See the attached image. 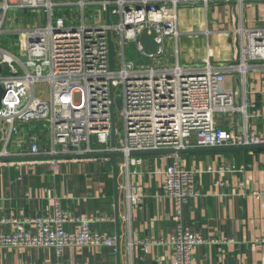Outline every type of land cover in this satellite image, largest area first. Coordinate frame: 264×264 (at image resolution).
I'll use <instances>...</instances> for the list:
<instances>
[{"label": "built area", "instance_id": "built-area-1", "mask_svg": "<svg viewBox=\"0 0 264 264\" xmlns=\"http://www.w3.org/2000/svg\"><path fill=\"white\" fill-rule=\"evenodd\" d=\"M233 1L242 6L246 0H80L76 4L0 0V40L7 34L5 20L11 11H41L48 19L43 27L13 33L20 36L18 54L0 45V86L6 91L0 108V166L23 164L11 161L15 158L38 157L39 161L31 163L59 170L64 164L90 159L87 156L122 153L121 169L133 166L134 174H139L145 160L134 153L264 145V130H251L247 122L249 110L255 106L245 102L237 106L239 91L224 88L229 74L239 73L244 84L250 69L264 67V28L234 31L240 41L237 65L214 66L207 61L198 67L165 61L167 41L177 43L181 35L178 20L184 4H201L208 9L211 4ZM95 5L108 15L102 24L84 18L87 8ZM66 7L81 11L80 25L67 27L65 20L57 17L56 12ZM145 31L156 34L155 55L144 51L141 37ZM110 42L116 51L114 69ZM130 45L140 57L139 64L126 60ZM41 84L47 86V95L37 93ZM117 91L121 92V130L115 118ZM235 113L244 118L238 133L223 125L226 117ZM39 124L48 130L46 140L38 132L31 134L27 154L8 150L14 136L26 126L34 130ZM174 156L176 161L165 171L164 192L175 206L176 230L168 240L146 245L169 244L175 250L173 264H194V248L214 241L185 229L186 206L199 191L196 172L185 168L180 154ZM105 160L109 162V158ZM136 191V187L128 188L131 204L140 203ZM93 221L70 216L56 199L53 215L13 220L17 230L0 235V248H49L59 259L70 247L116 248V237L90 230ZM71 223L77 224V232L66 229ZM255 245L264 248V237L256 239Z\"/></svg>", "mask_w": 264, "mask_h": 264}, {"label": "crops", "instance_id": "crops-1", "mask_svg": "<svg viewBox=\"0 0 264 264\" xmlns=\"http://www.w3.org/2000/svg\"><path fill=\"white\" fill-rule=\"evenodd\" d=\"M54 1L76 4L80 0ZM66 8H69L66 14L61 8L59 14L56 12L57 17L64 19L67 14L72 17L71 8L77 7ZM41 13L46 24L48 19ZM107 18L101 9L91 22L102 24ZM81 19L82 13L72 26L80 25ZM39 27L11 29L7 26L5 29L6 35H11ZM178 28L181 35L177 43L172 39L167 41L165 61L169 64L178 62L199 67L209 61L214 66L237 65L240 41L234 31L264 28V0H246L242 6L236 1L223 2L211 4L208 9L201 4H184L179 10ZM254 67L246 73L244 84L239 73L229 74L224 88L239 91L237 106L244 102L255 106L249 110L247 122L251 130L261 131L264 130V67ZM243 120L241 114L235 113L227 116L223 125L238 133ZM35 127L34 131L26 126L27 129L14 136L8 150L27 154L31 134L40 132L42 139L48 138L45 125ZM2 149L0 142V151ZM206 149L181 154L185 168L196 172L195 187L199 191V196L186 206L185 229L214 241L194 248V264H264V248L255 245L256 239L264 237V150ZM141 157L145 164L139 174H134L136 167L133 166L129 170L121 169L124 159H118L122 221L119 248L70 247L60 259L56 251L49 248H0V264H173V246L146 243L168 240L176 230L175 206L164 192L165 171L176 158L174 154ZM105 159L90 158L80 164H64L59 170L31 163L39 161L38 157L15 158L11 161L23 164L0 166V235L17 230L13 220L53 215L58 199L70 216L94 220L90 224L93 233L117 239L114 169L110 158L109 162ZM222 167L229 170L224 172ZM131 187L137 188L134 194L140 203L129 202L127 194ZM66 229L77 232L78 226L71 223ZM141 242L145 245H140Z\"/></svg>", "mask_w": 264, "mask_h": 264}, {"label": "rangeland", "instance_id": "rangeland-1", "mask_svg": "<svg viewBox=\"0 0 264 264\" xmlns=\"http://www.w3.org/2000/svg\"><path fill=\"white\" fill-rule=\"evenodd\" d=\"M95 1H101V0H95ZM71 9H73L72 10L73 16L71 17L69 14H67L64 17L65 24L67 27L72 26V24L74 25V23H73L74 19H78L81 17V13L79 10H77V8H71ZM101 9H102V7L100 5H95V6L87 8V10L85 11L86 12V14H85L86 18L93 21V19L95 17H98V11ZM62 10H64L65 14H66V12L69 10V8H66V9L64 8ZM57 13H58V11H57ZM15 17L17 19H14ZM68 20L72 23H69ZM76 21H75V24H76ZM44 24H45L44 15L39 11H34V12H32V11L31 12L11 11V12H9V14L5 20V28L8 26L11 29L12 28L23 29L25 27H33V26L43 27V26H45ZM19 41H20V36H18V34L4 35V36H2V38L0 40V45L3 48H6V49L18 54L17 43ZM139 58L140 57L138 56V54H136L133 46L130 45L128 47V49L126 50V60L127 61H133V62H136L137 64H139L140 63ZM21 60H25V59L22 58ZM37 93L42 94V95H47L48 94L47 86L42 85V84L39 85L37 87ZM117 93H118V95H117L116 100L121 98V96H120L121 92L117 91ZM121 108H122V104H120L119 108L116 107V110H115L116 124H117V127L119 128V130L122 129L121 124H120V117H119V113H120Z\"/></svg>", "mask_w": 264, "mask_h": 264}, {"label": "water", "instance_id": "water-1", "mask_svg": "<svg viewBox=\"0 0 264 264\" xmlns=\"http://www.w3.org/2000/svg\"><path fill=\"white\" fill-rule=\"evenodd\" d=\"M108 16V15H107ZM115 20V19H114ZM109 22V21H108ZM156 37V34L153 32L151 35L148 34L147 31L144 32V34L141 37V41L144 46V51L147 55H155L158 51V45L155 44L154 39ZM115 56H116V51L114 48V45L112 42H110V65L111 69L115 68ZM3 69L0 67V74L2 73ZM6 91L5 89L0 86V108H1V102L2 99L5 95ZM121 100L118 99L116 103V107H120ZM0 140H1V132H0ZM93 141H97V137L93 136ZM111 145L114 147L116 145V139H115V125L113 124V130H112V139H111ZM208 149L204 148H198V149H190V150H185V151H172V150H163V151H155V152H143V153H134L133 156H145V155H166V154H184V153H189V152H200V151H206ZM214 150H228V151H263L264 150V145L260 146H245V147H224V148H214ZM87 158H110L113 164V169H114V178H115V186H116V191H115V200H116V219H117V228H118V234H117V247L119 248L120 244V237H121V224L122 221L119 217V190H118V177L120 173V168L118 165V159L123 158L122 153H111V154H100V155H91L87 156Z\"/></svg>", "mask_w": 264, "mask_h": 264}]
</instances>
